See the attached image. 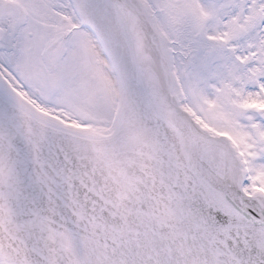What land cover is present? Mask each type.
<instances>
[{
  "label": "snow or ice",
  "instance_id": "obj_1",
  "mask_svg": "<svg viewBox=\"0 0 264 264\" xmlns=\"http://www.w3.org/2000/svg\"><path fill=\"white\" fill-rule=\"evenodd\" d=\"M0 264H264V0H0Z\"/></svg>",
  "mask_w": 264,
  "mask_h": 264
}]
</instances>
